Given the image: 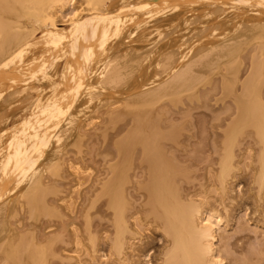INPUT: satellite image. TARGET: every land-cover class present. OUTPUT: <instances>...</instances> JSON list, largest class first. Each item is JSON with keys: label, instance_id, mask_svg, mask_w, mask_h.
<instances>
[{"label": "bare ground", "instance_id": "bare-ground-1", "mask_svg": "<svg viewBox=\"0 0 264 264\" xmlns=\"http://www.w3.org/2000/svg\"><path fill=\"white\" fill-rule=\"evenodd\" d=\"M241 57L250 71L236 94ZM263 89L264 0H0V264L98 261L101 214L110 264L142 263L139 227L162 232L161 264H223L213 202L233 198L246 135L264 183ZM216 92L233 105L212 125L216 167L182 191L189 172L166 120L177 107L209 109ZM95 120L103 175L70 208L79 185L64 193L59 183L79 171Z\"/></svg>", "mask_w": 264, "mask_h": 264}, {"label": "rangeland", "instance_id": "rangeland-1", "mask_svg": "<svg viewBox=\"0 0 264 264\" xmlns=\"http://www.w3.org/2000/svg\"><path fill=\"white\" fill-rule=\"evenodd\" d=\"M72 9L69 7L64 16L68 18L72 14ZM241 59V65L233 71V73L236 72L238 80L235 87L236 94L240 92V82L247 77L250 71L248 60L244 57ZM222 71L225 70L222 69ZM215 79L216 77H213V80ZM220 97V92L212 96L209 109L196 106L188 111V114L183 107L170 110L166 121L177 128L179 133L176 139L179 150L172 151V155L178 165L189 172V178L179 183L182 191H198L205 182L206 171L210 168V164L216 167L213 133H218V129L227 123L226 114L233 112L231 100L229 98L220 99ZM215 122L219 124L218 129L212 126ZM97 126V120L86 122L85 129L89 141L83 158L77 162L79 171L70 173L65 170L63 179L59 183L64 193L72 190L73 183L79 185L77 191H71L70 208H73L74 204H78L77 208H79L103 175L100 158L95 155L96 144L93 140ZM183 127L187 128L182 130ZM259 153L260 146L254 145L252 137L246 135L239 148L236 149L238 167L233 174V182L229 185L234 192L233 198L229 199L225 196L219 198V202H213L214 206L219 208V213L222 212L224 222L219 231L218 229L215 231L217 249L222 241L225 242V248L219 253L223 264H264V183L260 186L253 173V167L257 166ZM210 176L211 174L208 175V181H206L207 186L210 184ZM100 216L96 217L98 226L92 230V234L97 239L98 256L101 255L104 258L100 256L98 261L87 259L84 264H110L112 262L113 258L108 256L112 228ZM139 229L141 236L137 238L134 246L141 256V264H161V254L166 245L162 232L159 229L146 231L144 227H139Z\"/></svg>", "mask_w": 264, "mask_h": 264}]
</instances>
